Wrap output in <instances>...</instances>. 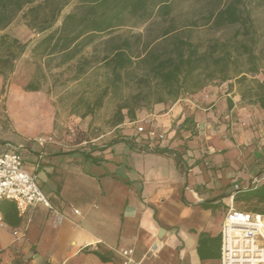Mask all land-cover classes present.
I'll return each instance as SVG.
<instances>
[{
  "label": "crops",
  "instance_id": "0c3cea01",
  "mask_svg": "<svg viewBox=\"0 0 264 264\" xmlns=\"http://www.w3.org/2000/svg\"><path fill=\"white\" fill-rule=\"evenodd\" d=\"M229 84L143 109L73 147L52 142L28 153L26 133L2 123L0 140L26 153L27 169L69 219L57 223L42 205L22 214L4 201L0 264H127L129 250V264H222L230 207L264 215L262 193L234 191L264 172V110ZM142 122L157 124L166 135L157 144L174 154L143 150L153 141L137 132ZM45 126L54 131V122ZM8 146L0 142V154Z\"/></svg>",
  "mask_w": 264,
  "mask_h": 264
},
{
  "label": "trees",
  "instance_id": "16d2710c",
  "mask_svg": "<svg viewBox=\"0 0 264 264\" xmlns=\"http://www.w3.org/2000/svg\"><path fill=\"white\" fill-rule=\"evenodd\" d=\"M253 1L0 0V34L22 17L38 37L30 53L43 80L54 62L58 68L74 66L75 82L103 70L104 86L93 103H86L84 116L110 97L116 104L113 127L126 118L135 121L143 109L173 104L215 82L235 81L243 86V101L264 110V35L253 15L264 0L255 4L258 8ZM90 47L92 53L85 57ZM28 48L29 43L0 35V78L5 84ZM40 81H31L25 91H41ZM35 145L40 146L30 140L25 149L32 154ZM143 150L174 154L149 141ZM240 192H260L264 200V184Z\"/></svg>",
  "mask_w": 264,
  "mask_h": 264
},
{
  "label": "rangeland",
  "instance_id": "374dc122",
  "mask_svg": "<svg viewBox=\"0 0 264 264\" xmlns=\"http://www.w3.org/2000/svg\"><path fill=\"white\" fill-rule=\"evenodd\" d=\"M259 0L252 2L253 6ZM258 8V7H256ZM71 7L64 11L68 13ZM256 22L261 26L264 35V7L256 9L253 13ZM140 33L143 29H121L119 32ZM18 38L23 43H29L27 53L18 61L14 74L5 84L0 81V125L10 132L20 130L26 133L28 139L37 140L40 137L52 139L50 143L59 144L66 147H73L82 141H92L99 136L106 134L112 128L113 116L116 109L115 101L112 98L104 100L103 106L96 109L94 113L85 115L86 103H93L99 88L103 84V70L96 69L90 75L75 82L73 75L74 66L56 67L57 62L52 64L50 72H47L46 79L37 73V64L31 57V49L38 39L32 32L22 17H19L4 33ZM200 37H205L203 34ZM264 39V36H263ZM92 48L84 52L85 57H89ZM259 79L263 76L259 75ZM41 80L42 89L39 92H27L25 87L33 80ZM221 85L215 82L212 85ZM237 87L240 92L241 87L235 81L231 84ZM82 100V102H81ZM54 131L45 132L46 123L52 125ZM45 123V124H44ZM37 124H42L37 128ZM145 125L144 122L141 123ZM140 124H137L138 127ZM42 129V130H40ZM108 138H102L94 145H104ZM92 145V144H90ZM28 161V160H27ZM29 163V162H28Z\"/></svg>",
  "mask_w": 264,
  "mask_h": 264
},
{
  "label": "built area",
  "instance_id": "2783aa9c",
  "mask_svg": "<svg viewBox=\"0 0 264 264\" xmlns=\"http://www.w3.org/2000/svg\"><path fill=\"white\" fill-rule=\"evenodd\" d=\"M137 132L153 142H164L165 133L157 124L149 130L139 125ZM40 145L52 141L45 137L37 139ZM0 154V226L3 223L1 206L4 201L16 203L24 214L30 208L42 205L59 223L69 218L56 209L49 197L43 192L37 176L27 169L23 155L14 146ZM264 184V172L253 177L250 183L241 188L235 186V193L256 189ZM80 215L79 210H73ZM19 233L15 232L17 236ZM222 264H264V215L242 212L230 207L222 227ZM127 264L133 263V251H122Z\"/></svg>",
  "mask_w": 264,
  "mask_h": 264
}]
</instances>
